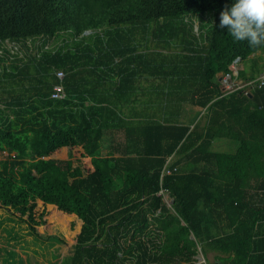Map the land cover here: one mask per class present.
Here are the masks:
<instances>
[{
    "label": "trees",
    "instance_id": "16d2710c",
    "mask_svg": "<svg viewBox=\"0 0 264 264\" xmlns=\"http://www.w3.org/2000/svg\"><path fill=\"white\" fill-rule=\"evenodd\" d=\"M228 2L0 0V208L44 243L61 240L42 226L74 215L67 264H193L198 244L219 264H264V73L254 75L264 57L235 72L264 43L218 27ZM87 66L122 68L125 95L138 68L165 79L164 119L86 109L75 76ZM226 74L242 80L236 90H223ZM59 83L64 97L52 98ZM185 104L203 110L193 126L179 122ZM109 116L118 123L100 121ZM108 127L126 133L118 157L100 153ZM170 156L178 169L162 176ZM221 222L230 232L216 233Z\"/></svg>",
    "mask_w": 264,
    "mask_h": 264
},
{
    "label": "crops",
    "instance_id": "0c3cea01",
    "mask_svg": "<svg viewBox=\"0 0 264 264\" xmlns=\"http://www.w3.org/2000/svg\"><path fill=\"white\" fill-rule=\"evenodd\" d=\"M260 56L264 57V52L259 51L257 54L252 55V59L248 61L245 65L243 64L241 66H236L235 72L238 73L240 68L246 70H249V68H253L252 63L254 62L252 60ZM119 61L121 60H118L117 63ZM260 64H263L262 60H260ZM117 67L118 66L111 68H99L98 71L94 72L93 68L87 66L86 68H83L84 70L81 69L79 75L75 76V80L77 81L84 80L85 78L84 84L86 85V87H88V90L86 91V93L88 94H86V99L84 102L86 109H92L93 111L97 110L98 112L104 108L110 109L116 107L117 111L125 115L126 119L124 118V120H128L134 123L135 125L140 122L144 123L146 122V120H150L152 118L155 119L158 117L159 119H164L163 110H158V105L163 106L164 104H166V100L162 92L165 85V79H160V77H157V75L155 73H152L148 68H138V70H140V74L138 73L135 78H132L126 84L128 88L132 89V92L130 94L127 93L128 95H125V93H121L122 89L120 90L121 87H119L121 79L118 74H120L119 71L122 70V68ZM263 73L264 71H262L259 75L261 76ZM235 81H238V83L242 82L241 79H234V82ZM221 84V86L223 87V83ZM94 97L101 98L102 100L97 101ZM78 103L79 101L76 100L75 104ZM183 106L194 107L190 104H185ZM184 107L181 111L180 116L178 117L179 122L183 124H190L191 126H193L197 122V120L202 116L203 112L198 115L194 114V117L197 116L194 121H183L181 117L186 114ZM88 112L90 114H94L91 110H88ZM109 117L112 118V120H109ZM109 117H106L100 121L104 122L105 124L118 123L117 116L115 118L114 116ZM185 118H187V116ZM94 120L96 122H99L98 118L96 117L94 118ZM190 121H192L193 123H190ZM126 139L127 138L124 129H115L112 127L102 129V133L99 140V142L101 143V155L115 157L120 156V154L124 153ZM80 149L83 150L82 148ZM75 153L79 154V149L75 151ZM175 159L176 157L170 156L163 170H170L171 172H176L178 169L177 167H174L173 170H171L170 168V163ZM165 176L168 175L165 174ZM215 228L216 233L220 235L226 232H230V229L223 222L217 224ZM74 244L75 240L74 243L67 244L66 249L55 244L51 249H49L50 251H54V253H51V257L49 259L46 255L45 247H42L40 251L42 252L43 258L40 264L65 263V260L69 255V249ZM197 250L198 253L195 257L196 262L193 264L221 263L219 258L223 257V255H221L220 253H216L210 250H207L206 253H204L200 244L197 245ZM63 256L64 260L62 259ZM45 257H47V259H45ZM25 261L28 264L27 258Z\"/></svg>",
    "mask_w": 264,
    "mask_h": 264
},
{
    "label": "rangeland",
    "instance_id": "374dc122",
    "mask_svg": "<svg viewBox=\"0 0 264 264\" xmlns=\"http://www.w3.org/2000/svg\"><path fill=\"white\" fill-rule=\"evenodd\" d=\"M194 28L196 30V26ZM263 69L264 66H260L254 75L258 76ZM248 72L252 73V68H249ZM232 82L236 84L234 81ZM246 86L248 87V85ZM247 90H249V87ZM184 110L186 114L181 117L183 121H194L197 118V116L194 117V114L198 115L203 112L202 109L191 106H185ZM186 116L187 118H185ZM190 123L193 122L190 121ZM226 142L227 140H219V143L215 145V149L221 152H229L231 149H228L229 146H227ZM168 196V202H164L167 207H169L168 203L169 205L173 203V198L170 195ZM74 220H77L74 215H62L57 217L56 222L50 225L48 229L46 226H42L40 228L41 233L56 235L61 240L44 243L36 241L28 232L26 224L21 223L9 210L0 208V264H27L26 258L28 259V264H40L43 258L40 251L42 247H45L48 259L51 257V253H54V251H50L49 249L55 244L66 249L67 244L74 243V238L80 230V226L76 225ZM62 259L64 260V256ZM67 261L68 256L65 264L68 263Z\"/></svg>",
    "mask_w": 264,
    "mask_h": 264
},
{
    "label": "clouds",
    "instance_id": "9594fccd",
    "mask_svg": "<svg viewBox=\"0 0 264 264\" xmlns=\"http://www.w3.org/2000/svg\"><path fill=\"white\" fill-rule=\"evenodd\" d=\"M218 27L226 28L234 41L264 43V0H229L219 13Z\"/></svg>",
    "mask_w": 264,
    "mask_h": 264
},
{
    "label": "built area",
    "instance_id": "2783aa9c",
    "mask_svg": "<svg viewBox=\"0 0 264 264\" xmlns=\"http://www.w3.org/2000/svg\"><path fill=\"white\" fill-rule=\"evenodd\" d=\"M57 76L58 78L62 79L64 77V73L62 71H59L57 72ZM222 83H223V90L225 92H231V91L236 90L234 83L232 82V79H231V74L224 75ZM260 83L261 85L264 84V75L260 77ZM251 84L253 83H247L246 85L251 86ZM51 97L55 99L64 97V87L61 83L54 86ZM171 173L172 172L170 170H163L162 176H165V174L170 175ZM168 195L169 193L163 188L158 192V196H161L164 202H168L167 200V198H169ZM168 206L171 207L169 203H168Z\"/></svg>",
    "mask_w": 264,
    "mask_h": 264
}]
</instances>
